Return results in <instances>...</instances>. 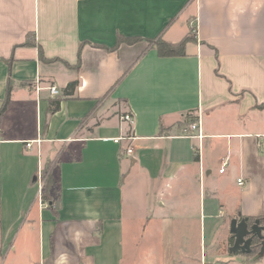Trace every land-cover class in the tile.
<instances>
[{"label":"crops","instance_id":"1","mask_svg":"<svg viewBox=\"0 0 264 264\" xmlns=\"http://www.w3.org/2000/svg\"><path fill=\"white\" fill-rule=\"evenodd\" d=\"M191 30L184 55L150 42ZM9 84L0 264H177L173 229L215 206L224 234L200 236V264H264L229 250L231 219L264 217V0H0V108ZM196 119L201 137L182 135ZM48 163L57 213L37 177Z\"/></svg>","mask_w":264,"mask_h":264},{"label":"rangeland","instance_id":"2","mask_svg":"<svg viewBox=\"0 0 264 264\" xmlns=\"http://www.w3.org/2000/svg\"><path fill=\"white\" fill-rule=\"evenodd\" d=\"M186 126V125H185ZM184 126V127H185ZM46 171V172H45ZM45 172V173H44ZM51 173L50 172V165L48 166V168H46V165L44 167V169L41 171L40 173V176H41V179H42V182H48L49 181V176L48 174ZM224 181V183L226 185H231L232 183L235 182L234 179H231V178H225L222 180V182ZM151 183H155V182H150L148 184H151ZM198 183H196V185L194 184L193 186L195 187L196 186V189H197V186ZM192 192V191H191ZM193 192H195V190H193ZM52 196H54L56 193H55V187H52ZM191 196V195H189ZM193 197L195 198V194H193ZM188 199H191L192 197H188ZM146 201H147V204H152L154 206H158L159 203V198L158 197H155L154 194L152 193L151 194H148L146 196ZM212 214L213 216L211 217H208V212L207 210H205L204 212H199V210L197 209L194 214L192 215V223L190 224L189 227H182V228H177V229H173L175 232V235L176 236H182L184 237L185 239V243L186 245H184V247H186L187 251H186V254H185V257L180 260L177 264H200V260H199V255L197 256V252L199 251V247H200V241H199V238L200 236H202L204 239H205V244L208 243V238L210 237V235L217 237H221L223 233V228H219L220 225H218L217 229H213L211 227H209L208 225V222L209 221H212L213 222H218L220 220H222V217L225 216L226 213H221L220 212V209L219 207L215 206L213 209H212ZM178 244L177 246H180L179 245V241H177Z\"/></svg>","mask_w":264,"mask_h":264},{"label":"trees","instance_id":"3","mask_svg":"<svg viewBox=\"0 0 264 264\" xmlns=\"http://www.w3.org/2000/svg\"><path fill=\"white\" fill-rule=\"evenodd\" d=\"M193 39H194V35L192 33V30H191V33L189 35L185 36L182 40H180L179 42H176V43L166 42V41L162 40L161 38H157V39L155 38L153 40H150V42L156 46L157 52L159 55H161V56H177V55H184L185 54V44L188 41L193 40ZM122 40H126L127 42H132L135 40V38L125 39V38L119 36L117 39V44L122 42ZM27 43H28V41H27ZM41 56H42V54H41ZM79 62H80V51L78 52L76 66L79 65ZM75 85H76V81L70 82L66 86L65 92H68L69 89L72 90ZM10 88L11 87L9 84L6 97H5L3 104L0 108V115L2 114L3 110L6 107L7 102L9 100ZM59 102H60L59 98L52 99L50 101V110L56 111L59 107ZM48 166H49V163L46 164V168H48ZM48 176H49V181L44 182L42 189H41V198L45 201L52 202L54 205V212L57 213L58 206H59L58 189H57L56 182H55L53 175L51 173H49ZM52 187H55V193L56 194L54 196H52V193H51ZM249 220L252 221L251 219H249ZM254 252H256V250H253L251 253H254Z\"/></svg>","mask_w":264,"mask_h":264},{"label":"water","instance_id":"4","mask_svg":"<svg viewBox=\"0 0 264 264\" xmlns=\"http://www.w3.org/2000/svg\"><path fill=\"white\" fill-rule=\"evenodd\" d=\"M229 231L233 239L229 247L230 251L251 253L256 250L259 255L264 252V217L252 221L246 218H233L230 221Z\"/></svg>","mask_w":264,"mask_h":264},{"label":"built area","instance_id":"5","mask_svg":"<svg viewBox=\"0 0 264 264\" xmlns=\"http://www.w3.org/2000/svg\"><path fill=\"white\" fill-rule=\"evenodd\" d=\"M35 87H36V90H39V89L42 88L38 84V81H36V86ZM47 89L49 90V93L51 95H53V96H57V95L60 94L59 89L55 85H49L47 87ZM120 120L123 121V122H129L130 123L132 121L131 113L130 112L123 113L120 116ZM194 131H197L198 133H193ZM182 135H184V136H193V137H201L199 119H196V120L188 123L185 127H183ZM134 139H135V137L133 135H128V136L124 135V136L114 137L113 141L115 143H118V144L122 143L123 141L129 142V143H127V145H125L124 152H125L126 155L131 156L134 153V149H133V147L131 145V141L134 140ZM30 143L31 142H27V146H30ZM226 164H227L226 162H224L222 164L221 168L219 169V172H223L224 171ZM37 177L40 179V174H38ZM237 183L239 185H243V180L241 178H238L237 179ZM202 264H208V263H205L203 261Z\"/></svg>","mask_w":264,"mask_h":264},{"label":"flooded vegetation","instance_id":"6","mask_svg":"<svg viewBox=\"0 0 264 264\" xmlns=\"http://www.w3.org/2000/svg\"><path fill=\"white\" fill-rule=\"evenodd\" d=\"M256 243L258 242V240H254Z\"/></svg>","mask_w":264,"mask_h":264}]
</instances>
